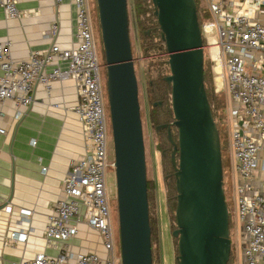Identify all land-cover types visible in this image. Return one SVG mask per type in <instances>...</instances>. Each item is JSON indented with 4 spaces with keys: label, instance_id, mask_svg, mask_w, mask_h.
I'll list each match as a JSON object with an SVG mask.
<instances>
[{
    "label": "built area",
    "instance_id": "1",
    "mask_svg": "<svg viewBox=\"0 0 264 264\" xmlns=\"http://www.w3.org/2000/svg\"><path fill=\"white\" fill-rule=\"evenodd\" d=\"M70 1L76 7L72 47L52 43L45 52L34 50L26 59L17 60L10 55V42L0 41V120L6 100H13L17 106L32 104L36 83L42 84L49 95L53 80H74L78 100L72 111L82 124L87 152L71 161L62 179L61 196L46 219L44 238L46 245L53 246L75 236L77 224L84 222L100 233L106 256L102 259L95 252H81L73 256V264H120L106 184L113 160L109 154L104 66L96 46L91 0ZM18 2L1 0L8 18L20 17ZM204 2L209 18L200 25L203 52L211 62L214 78L227 93L225 115L235 175L234 211L237 223H243L248 234L245 262L264 264V179L260 187H255L253 177L255 170L264 171V0ZM56 33L54 24L51 34ZM20 115L17 111L13 118L17 120ZM5 132L0 124V134ZM20 213L23 221L29 220V210ZM27 236V231H13L9 240L25 241ZM64 260L65 255L52 257L39 252L13 264H61Z\"/></svg>",
    "mask_w": 264,
    "mask_h": 264
},
{
    "label": "water",
    "instance_id": "2",
    "mask_svg": "<svg viewBox=\"0 0 264 264\" xmlns=\"http://www.w3.org/2000/svg\"><path fill=\"white\" fill-rule=\"evenodd\" d=\"M165 43L173 121L177 264H227L231 252L220 138L203 82V39L195 0H151ZM104 56L120 264H152L145 147L129 37L127 0H95ZM156 103H154L155 105ZM160 105V102H158ZM176 127L177 140L171 135Z\"/></svg>",
    "mask_w": 264,
    "mask_h": 264
},
{
    "label": "crops",
    "instance_id": "3",
    "mask_svg": "<svg viewBox=\"0 0 264 264\" xmlns=\"http://www.w3.org/2000/svg\"><path fill=\"white\" fill-rule=\"evenodd\" d=\"M17 6L20 17L10 19L0 0V41L10 42L13 59H26L34 50L45 52L52 43L61 48L75 44L76 7L70 0H19ZM54 24L55 36L51 34ZM51 85L48 95L42 84L36 83L29 106H17L13 100L3 105L0 124L6 132L0 134V264L30 259L39 252L65 255L61 264H73V256L81 252H95L102 259L106 256L100 233L84 222L77 224L78 232L68 240L53 246L45 242L46 219L61 196L62 179L71 161L87 152L82 124L72 111L78 100L74 80H53ZM17 111L21 115L15 120ZM253 177L259 183L264 171L255 170ZM22 209L30 211L28 221L22 220ZM19 230L28 232L27 239L10 241V232Z\"/></svg>",
    "mask_w": 264,
    "mask_h": 264
},
{
    "label": "rangeland",
    "instance_id": "4",
    "mask_svg": "<svg viewBox=\"0 0 264 264\" xmlns=\"http://www.w3.org/2000/svg\"><path fill=\"white\" fill-rule=\"evenodd\" d=\"M198 8H204V0H196ZM92 3V21L94 24V33L96 39V46L98 49L99 56L102 60V46L100 41V30L97 18V9L95 5V0H91ZM129 15V7H128ZM131 14L129 15V37L132 48V56L135 68V74L137 77L138 84V100L140 104V116L142 121V130H143V140L145 147V162H146V177L156 179V191H157V208H158V223H159V232H160V250H161V260L162 264H176V255L175 252V243L172 238V230L175 228V220L173 219V214L169 211V208L166 205V184L169 180V176L165 175L163 172L164 162L163 157L167 158L170 154L171 148L165 142V133L161 130L156 131L153 126L148 122V95L146 92V84L148 79L153 74L154 65L157 62L167 61V53H159L157 50H152L150 53H144L140 47V38L136 32L135 24H131ZM133 20V19H132ZM157 40V39H156ZM159 46V44H158ZM205 52V50H204ZM103 61V60H102ZM104 63V62H103ZM167 64V63H166ZM105 74V68H104ZM169 74V69L166 72V75ZM215 75L212 72L213 87L216 96L222 100L223 107L220 112H225L227 106V93L223 85L217 83L218 81L214 78ZM160 102L159 106H162V101H157L156 104ZM224 108V110H223ZM107 119L109 122V113L107 114ZM226 125H220L222 122ZM216 126H222L221 130L223 136L220 138V148H221V161L224 162L223 171V188L224 195L228 206V211L232 223L229 227L230 231V240H231V261L230 264H246L244 250L247 247L248 243V234L245 231L243 223L237 224L234 218V205H233V172H232V156L231 149L228 146L229 136L227 134V119L225 113L220 115L218 114L216 118L214 117ZM218 122V123H217ZM219 132V131H218ZM226 132V134H225ZM111 136V130L109 131ZM176 133V127H171V135ZM167 136V133H166ZM110 151L112 152V143L110 142ZM170 149V150H169ZM111 155V154H110ZM113 156V154H112ZM113 160V158H112ZM111 161V158H110ZM106 184L109 196V202L111 207L112 214V230L115 237V244L119 249L118 243V221H117V204H116V190H115V174L114 168L108 167L106 173ZM242 185L246 183H240ZM261 183H255V187H260ZM245 194H248L245 191Z\"/></svg>",
    "mask_w": 264,
    "mask_h": 264
},
{
    "label": "trees",
    "instance_id": "5",
    "mask_svg": "<svg viewBox=\"0 0 264 264\" xmlns=\"http://www.w3.org/2000/svg\"><path fill=\"white\" fill-rule=\"evenodd\" d=\"M196 1V0H195ZM197 14L198 22L201 25L209 15L204 8L199 9L197 2ZM129 7V15L131 14V24H135L136 32L138 38H140V47L144 53H150L152 50H157L159 53H167L165 43L160 36V29L157 23L156 18L153 15V4L151 0H127V9ZM133 19V20H132ZM157 39V40H156ZM159 44V46H158ZM132 50V48H131ZM102 60L104 62V56L102 51ZM168 59V56H165ZM203 82L204 88L207 95V99L211 108V111L216 118L218 114L222 115L225 112H220L223 107L222 100L216 96L213 87L212 80V68L211 62L204 57L203 62ZM169 67L166 64V61L157 62L153 68V74L148 79L146 84V92L148 95V122L151 126L155 128L156 131L161 130L165 133V142L171 148L172 145L166 136L167 128L156 129L157 126L163 124H170L173 121V113L171 108V98H170V89L168 84L165 82L164 77ZM157 101H162V106H159ZM107 114L108 106L106 104ZM224 110V108H223ZM218 123V122H217ZM220 125H226L225 118L224 123ZM218 126V131L220 136H223L221 127ZM110 127V123H109ZM226 134V132H225ZM228 134V128H227ZM229 136V134H228ZM173 139L177 140V131L172 134ZM229 140V139H228ZM228 146L230 143L228 142ZM170 150V149H169ZM170 150V152H171ZM112 152L110 158L112 160ZM163 157L164 168L163 172L165 175L169 176V180L166 186V205L169 208V211L173 214V219L175 220V208H176V189H175V178H174V169L170 160V154L167 158ZM222 167L224 168V162L222 161ZM112 168V167H111ZM147 199H148V210H149V225H150V242H151V254H152V264H162L161 260V250H160V232H159V223H158V208H157V191H156V180L154 178H147ZM234 205V203H233ZM229 215V227L231 226L232 220ZM235 222L236 215L234 211ZM238 224V223H237ZM175 243V252L177 253V239L172 237ZM231 261V252L230 258L227 264H230ZM177 264V262H176Z\"/></svg>",
    "mask_w": 264,
    "mask_h": 264
}]
</instances>
